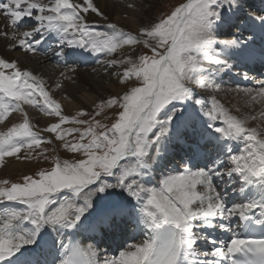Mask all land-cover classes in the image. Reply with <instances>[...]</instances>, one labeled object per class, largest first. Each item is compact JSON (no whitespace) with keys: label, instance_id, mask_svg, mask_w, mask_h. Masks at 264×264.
I'll return each mask as SVG.
<instances>
[{"label":"snow or ice","instance_id":"obj_1","mask_svg":"<svg viewBox=\"0 0 264 264\" xmlns=\"http://www.w3.org/2000/svg\"><path fill=\"white\" fill-rule=\"evenodd\" d=\"M242 8L243 0H186L133 34L112 23L96 0H0L12 29L0 37L12 42L10 50L34 54L55 39L59 49L103 56L97 63L106 71L123 67L109 72L120 84L138 82L94 114L69 117L38 76L0 58V124L29 105L58 118L42 131L86 157L57 158L51 170L22 183L0 181V264H264V134L248 126L255 115L237 118L198 91H219L216 77L239 64L264 63V46L255 44L256 29L264 40V15L251 19L248 39H218L241 20ZM89 14L104 22L103 30L88 22ZM141 44L151 55L137 56ZM236 91L264 100V79L258 89ZM113 107L120 111L110 127L95 120ZM33 128L25 113L0 133V161L50 143ZM73 133L78 141L68 142ZM173 160L180 167L169 168ZM127 227L145 238L101 258L97 238ZM77 238L93 243L83 248Z\"/></svg>","mask_w":264,"mask_h":264},{"label":"bare ground","instance_id":"obj_2","mask_svg":"<svg viewBox=\"0 0 264 264\" xmlns=\"http://www.w3.org/2000/svg\"><path fill=\"white\" fill-rule=\"evenodd\" d=\"M44 2L46 3L47 0H44ZM129 2H132V0H96L98 6L105 11L112 23L122 27L125 31H130L135 34L141 25L147 24L150 21L153 4L156 0H135L137 7L134 10L127 8V3ZM247 2H250V0H243V8L238 13L241 20H237L236 25L221 29L222 35L219 36L218 39H238L237 37H239V39L249 38L251 19H255L258 15H264V0H251L252 5H256H250L251 8L253 7V10L256 11L254 14L246 11ZM87 19L89 23H95L103 30L104 22L101 21L99 17H96L94 14H89ZM243 20L249 22V28L243 26ZM7 25L8 21L6 18L0 15V31L11 33L12 29ZM23 30L27 29H20V31ZM256 32V46H264V40L260 38L259 29H256ZM228 34L232 36L229 37ZM48 41L52 43V47L50 52L43 56L38 52L34 54H25L22 50H10L12 42L5 37H0V58H6L9 61H17L21 70L31 71L35 76H38L44 82L51 99L61 106L64 114L71 113L74 115L80 111H95L97 110V105L107 100L110 96H116L117 94L123 95L128 86L120 84L115 75H109L110 71L122 73L123 67L106 71L105 67L97 63V59H104L103 56L80 49L73 50L66 47L59 49L55 39H49ZM136 48L138 54L139 46H136ZM54 50L61 51L62 53L78 51L82 54L78 57H71L63 54L57 56ZM124 51L125 50H120L115 54L116 58H122L121 52ZM58 57H60L59 62H54V59ZM62 62L66 63L67 68L63 67ZM88 63H91L93 67L89 66ZM230 63L235 62L230 61ZM61 73H64V75L62 76ZM245 76H247V79H245ZM262 79H264V63L239 64L233 67L231 71L225 70L216 77L219 91H216L215 87L211 91H198L202 92V94L209 99L214 95L219 103L237 118L243 119L255 115L257 119H249L248 126L256 128L259 132L264 134V120L260 118V113L264 111V100H253L251 97L246 96L243 91H236L237 89H258L259 81ZM58 83L61 85L59 88L57 87ZM133 83L135 84V82ZM128 84L132 86L131 83ZM22 109L23 112L13 114L12 118H16L18 122H22L24 114L26 113L30 123L34 125L33 131L41 133L42 136L46 135L47 137L49 135L48 132L42 131L45 127L51 123L58 122L57 118L52 116L48 117L38 109H34L29 105H22ZM6 126V123L0 124V133H6ZM50 136L49 138H51ZM173 166L180 167L179 161L173 160L169 168ZM23 169V165L14 160H8L3 169V174L5 176H12L17 172L23 171ZM153 183H155V181H153ZM217 231L220 232V230ZM107 237L117 239L119 243L115 244L116 249L118 248L119 250L122 248V251L125 250L129 244L141 243L142 240L134 241L139 237L142 239L145 238L142 231H136L133 227L117 230ZM107 237H98L97 239L100 243H104L108 241ZM64 240L66 239L64 238ZM87 241L90 240L80 241L81 247L87 248L90 245V243H86ZM118 250L114 255H109L108 252L104 258H111L119 255L120 251ZM17 255H19V253Z\"/></svg>","mask_w":264,"mask_h":264},{"label":"rangeland","instance_id":"obj_3","mask_svg":"<svg viewBox=\"0 0 264 264\" xmlns=\"http://www.w3.org/2000/svg\"><path fill=\"white\" fill-rule=\"evenodd\" d=\"M185 2H186V0H156V2L153 4L151 16H150V21H158L160 18L165 17L166 15H169L172 10H174L180 4L185 3ZM247 4L248 5L246 6L247 7L246 11L251 13V14H254L256 11H254L253 10L254 8L253 7L251 8V6H250V5H252L251 0H250V2H247ZM252 6H256V5L253 4ZM249 9L250 10L252 9V10L250 11ZM228 36L231 37L232 35L228 34ZM237 38L239 39V37H237ZM138 46H139V52H138L137 56L139 54L151 55V53L148 51V49H145L142 44L138 45ZM18 51H20V50H18ZM59 59H60V57L54 59V62H59ZM62 64H63V67L67 68L65 62L64 63L62 62ZM88 64H89V66L93 67L91 65V63H88ZM6 71H10V70H6ZM133 82H135V84L138 83L137 81H135L134 78H133V81L132 80L129 81V83H131L132 85H135ZM127 86H131V85L128 84ZM96 111L97 110L88 111L86 113L94 114ZM118 111H120V109H118L116 107L105 108L103 110V112L101 113V115L95 117V120L99 121L103 125H108L110 127L111 124L113 122H115L116 113ZM15 113H17V112L12 113L8 117V119L4 122L7 125L5 132H7V130L13 126V124L21 123V122H18V119L12 118V115ZM102 114H104V115H102ZM65 115H67L69 117L76 116V114L73 115L71 113L65 114ZM48 117H50V116H48ZM52 117L57 118L55 116H52ZM79 119L91 120L92 117L91 116H83V117H80ZM61 127H62V129H67V128L84 129L87 126L86 125H76V124H64ZM102 130L103 129H99V128L96 129L97 132L102 131ZM38 134L40 136H42L41 133H38ZM48 134L49 135L47 137H46V135H43L42 137L45 136L44 138L47 141H50V143H42L39 147L34 146L33 149H30V150H22L21 153H19V159H17L16 157H6L4 161H0V181L8 180L9 186L11 183H22L23 177H25V176H36V173H38L41 170H51V168L54 166L55 160L57 158L61 161L66 160L69 162H73V161L78 160V159L86 158L82 153L69 152L67 149H65L63 147L64 141L57 140L55 138V135L52 133H48ZM49 136L51 138H49ZM66 138H67L68 142L75 143L79 139V133H73L72 135H68ZM83 142L86 143L87 140H85ZM8 160H14L15 162L23 165L24 166L23 171H21L19 173L17 172L15 175H12V176H5L3 174V169H4ZM36 178H38V177H36ZM8 203L9 202H5V204H8ZM3 206L4 205H0V207H3ZM10 206L19 207V205H14V204H12ZM141 240H143V239L138 238L137 240H134V241H141ZM86 243L89 244L90 242L87 241ZM91 243H93V242L91 241ZM98 251H99V249H98ZM103 253H105V252L103 251ZM103 253H102V255H103ZM105 255H107V254L105 253ZM109 255H111L110 251H109ZM101 258H104V257L102 256Z\"/></svg>","mask_w":264,"mask_h":264}]
</instances>
